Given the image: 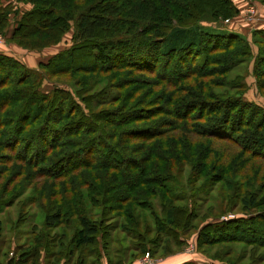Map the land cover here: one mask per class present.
<instances>
[{
	"label": "trees",
	"instance_id": "obj_1",
	"mask_svg": "<svg viewBox=\"0 0 264 264\" xmlns=\"http://www.w3.org/2000/svg\"><path fill=\"white\" fill-rule=\"evenodd\" d=\"M192 1L194 2L186 6L179 2V0H167V5L164 7L160 6V2H158V5L156 4V9H154L153 16V22L156 25L154 28H151V31L154 29V35L159 39L150 42L149 38L140 36L139 43L132 41L137 39V37H134L133 33L135 32L131 26L125 28V33L129 32V35H124L125 37H116L111 34L110 31L114 28L115 18H119L123 10L122 4L116 0H104L92 3L84 10L78 12L76 16L71 14V12L63 15L54 12L55 2H49L48 0L40 4L39 2H34V6L21 15L16 26L9 30V32L10 18L12 14L16 15L18 11H10V7H8L9 4L0 6V21L3 23L0 32L6 35L9 34L10 36L8 37L11 40H15L20 45L32 50L42 49L44 46L51 45L53 42V44L60 43L65 33L70 29L69 23L75 18V20H73L75 21V29L72 36V46L55 53L48 58L47 61L40 62L37 68L28 66L14 56L0 52V132L4 131L3 128L6 125L14 122L15 125L12 129L14 131L13 134H16L18 137L22 135L23 137L30 131L28 135L35 136L37 131L28 129L32 126V121L40 119V122H44V124L46 122L44 125L45 132L38 134V138L41 139L40 141L43 140V137L48 139V137L54 134L56 137L54 138L52 136L51 138L53 143L46 153L50 154L60 141L56 133L59 132L64 134L59 130L62 128L69 130L68 127L72 126L75 131L68 133V136L74 135L77 138L66 143L74 144L75 148L68 151L65 157L60 158L58 160L59 164L63 160L66 161L68 155L71 154V157H74L85 150L86 144L82 143L79 138V135L84 133V126V128H87V133L92 134L96 132L95 143H99V145L109 139L115 140L116 143L112 142L110 144V148L114 154V157L113 155L111 157L120 165L114 166L112 163L106 165L101 162L100 166H102L101 168L105 172L99 176L98 182L91 183H97V188L93 187L92 190H73L74 194L66 190V192L68 191L70 193V201H67V194L64 196V193H66L65 190H61V192H59L60 190L57 191V195L55 194L56 198L51 200V204L48 206L49 208L45 209L43 227L41 229L37 227L34 229L33 233H35L36 237L33 238L34 243L32 248L27 250L20 248L21 253H17L15 255L16 257L10 258L7 264H26L31 259H39L40 257L46 260L51 258L54 261L58 255L64 254L60 251L49 252L54 238L60 236L57 234L58 232L54 233V231L60 229L64 223H70V219L74 215L78 217V226H68L73 230L71 241L74 247L72 248L76 249L77 252L81 251V253L88 248H92L93 254L96 253L101 264H105L103 262V256H107L108 258L111 252H114L111 247V233L112 230L117 228H120L121 231L125 233L126 237L123 239L121 237L120 239L113 238V242L117 240L119 243V249L116 250V253H126V251L131 249V251L141 252L142 254L147 252L152 254L148 244L150 241L148 239V233H150L149 229L151 226H149L147 220V222L144 220L142 221V215L138 212V209L148 210L151 212L152 217L157 218L154 206L152 203H149L153 198H159L160 201H163L160 206H162L164 210L165 218L164 221L157 222L159 230L161 231L160 232L158 229L156 230L159 235L162 234L167 237H172L173 239L178 238V241L182 242L185 240L182 234L179 233L182 228H191L194 218L196 219L202 216L201 212H197L199 209L198 205L193 204V201H197V196L200 195L201 192H195L188 199V194L186 191L182 190L181 181L179 178L177 180L172 174L174 166L176 162H178L179 148L175 143L176 137L178 136H176V134L170 136V132H163V128H158L157 126L159 121L157 124L154 121L156 117L159 118L160 114L166 113L160 106L161 104H150L149 106H145L146 100H142L141 104L137 105L138 102H136L134 108H130L129 110H125V108H122L123 106L116 108L113 101H119L121 94L116 98L115 95L111 96V94L106 93L109 89L113 88L112 85H105L98 92L87 95H82L79 89L75 92L72 90L70 91V89H62L59 86H55L52 91L45 92L41 90V86L45 77L49 78L46 74L50 73V71L52 73L55 72V74L59 76L66 75L71 71L84 73L101 72L108 74L120 72L129 67V63L120 65L115 64L113 57L115 58L116 55H120V51H132V48H134V50L129 53L133 56V59L136 57L133 62L143 63L144 65H154L157 62L159 63L161 59L162 61L166 60V63H168L173 56L183 53L181 57H189L190 60L189 63L188 60L185 61L186 68H183V70H191V74L187 73L189 74L188 77H191V75L196 73L199 75L198 72H193V65H195L197 61L196 59L193 60L192 57L200 55V51L203 49L202 47L204 45V47H206V52L210 49H213V52H217L218 49L214 48L222 45L228 47L230 41L241 40V44H244V47L242 49L234 48L233 55L235 58L228 61L222 68L216 69L212 67L211 65H213V62H208L210 57H205L200 64L201 68H203V72L199 75L203 76L201 78L202 82L195 81L194 85L199 83V86L193 87L191 93L193 99L189 101L183 100L185 102L181 105L188 110H193L197 107H202L205 103L213 104L219 102L220 107H224L223 115L231 108V110L227 112L229 118L225 121V125L220 123L221 119H216L212 122L213 124L211 123L207 126L213 132L210 133L208 129V135L219 139L234 141L236 137L241 135L239 133L242 131L240 128H236L237 123L241 125L243 129L246 128L245 132L247 129H252L251 135L246 138V143H254L255 145L256 149H253L255 152L252 153L254 155L253 160L255 161L257 158L263 157L254 153L258 151L262 153V151H264V107L246 99L245 77L238 76L233 80L217 79L216 82H213L214 86L224 88L223 92H219V94L212 92L210 95L208 93L209 91L205 90L210 83H212V81H208L210 74H215L218 77L226 74L234 66L249 59L251 50L247 41H243V36L237 32L228 30L224 32L223 30L216 31L212 28L202 26L201 23L203 21H215L218 20L219 17H233L239 10L231 0ZM159 8H164L170 14L168 16H161L160 18L158 13L160 11ZM256 33H260L264 36V29ZM35 34L38 35L37 42L34 43L35 45L25 42L26 37ZM51 36H54L52 41H50L51 38H53ZM47 37H49L50 40H47ZM145 40H147V42H145ZM132 42H134L136 46H134ZM143 44L149 48L157 44V54L152 61L153 63H147L149 60L146 51L148 50L143 48ZM136 47L139 49H136ZM263 47L259 45L256 66L258 65V61L261 62V65L264 64ZM75 51H77L76 55L74 54ZM74 55L78 58L74 57ZM69 58L74 59V61L78 59V64L81 65L80 69H77L75 66H62L61 64L55 68L56 70L52 68V62L55 63V61L58 60L60 63V61ZM180 59L182 60L183 58ZM180 59L178 64L182 66ZM72 61L73 60H71V62ZM139 69L141 70L142 67ZM155 69L153 71H155ZM178 70H180V68H178ZM172 75L173 74L167 75V81L170 84H176L182 80L181 77L174 78ZM258 77L264 78V68L258 73L257 78ZM96 78L98 79L97 83H99V81L103 82L102 78ZM259 78L257 81L262 91V89H264V82L260 81ZM108 79L110 78H106L104 82H109ZM122 81L124 80L122 79ZM114 86L116 87V85ZM228 89L231 91H228ZM156 95H159V93ZM169 97H171L169 101H174L172 94H170ZM10 98L14 99L10 101ZM14 101L20 102L14 115L12 116V113H5L6 117L4 118L6 107ZM65 101L69 103H65ZM71 102L74 105L73 111H78L75 117L71 115L73 112L70 111L71 107L69 105H71ZM108 104L110 105L109 107L107 106ZM100 105H104V107L99 108ZM225 106L227 109L226 111ZM176 113L175 117L178 119L177 123H182L183 121L192 123L193 120H203L206 117L204 115L199 116L190 114V112H184L182 114L179 112ZM230 119L232 121H230ZM55 122L59 124L62 123V126H60L61 128L58 129ZM135 122H140L142 124L132 126ZM219 125H222L223 129H220L218 132L217 129ZM232 132H236L237 134L235 136H230L229 133ZM197 136L199 135H189L192 140L191 143L183 141L188 143L182 145V149L186 151L187 156L181 163L193 165L194 159L192 153L195 151L196 154L197 151H201L198 149L200 144L195 145L194 143L196 141L193 142ZM16 139L18 143L20 140L19 138ZM128 140L146 141L147 145H149L147 151L139 158H133V156L128 155V153H135L138 149L131 148ZM108 143L110 142H105L104 145L106 144L108 146ZM237 145L249 149V147L243 145V142L237 141ZM140 150H143V148H140ZM47 157H44V159H47ZM198 159L199 157L197 156V162H199ZM152 161L155 163L158 170L154 173L151 172L152 167L150 164ZM200 161V163H202L200 165H203L204 159ZM93 163L95 162H92V164ZM65 167H67L66 164ZM86 167L92 168L93 165L83 164L73 167L60 177L66 178L69 173H77ZM4 171L5 170L0 169V179L1 173H4ZM203 172L204 169L199 170V174ZM239 177L243 182L246 180L247 176L246 174H242L239 175ZM222 180V178L219 179V181ZM263 182L264 180H262V183ZM250 183L251 178L247 179L245 182L246 185ZM86 185L89 186L90 183L86 182ZM261 190H264V187ZM6 191L7 190H3V192ZM211 191L212 190H207L206 196L209 195ZM144 194L148 196L149 200L144 197ZM14 197L11 200H0V204L4 203L6 206H10L15 201ZM182 199H186L187 204L184 206H173L174 201ZM261 200L264 202V196L260 198L255 191L252 194L243 195L241 199L243 203L242 210L243 213L248 214V216H234L227 221L219 219L220 221L206 223L202 227L201 233H199L201 241L210 244L215 239L224 240V242L226 239L232 241L252 240L253 242L250 244L264 246V213L259 210L249 212V210L263 205V202H260ZM206 201H208V197ZM86 202L92 203L99 209L101 208V211H94V213H92L90 208L89 210L86 208ZM40 206L42 207L41 204ZM86 210L91 214L86 213ZM111 212L124 217L125 222L112 225V219L107 220L106 218V215ZM105 223L109 225L108 230ZM142 225L145 226L144 230L139 229ZM170 225L171 228H169ZM175 227L180 231L174 230ZM50 230L55 234L52 237H50L52 234ZM153 231L155 230L153 229ZM2 234L3 221L0 219V253L2 249ZM61 235L62 238H66L64 233ZM127 237L131 239V242L128 246H123ZM67 251L66 249L65 252ZM42 253H44V256H42ZM72 256L74 255L69 252V257ZM109 262L110 260L108 264ZM57 263L58 260L56 264ZM182 264L196 263L189 261Z\"/></svg>",
	"mask_w": 264,
	"mask_h": 264
},
{
	"label": "rangeland",
	"instance_id": "obj_2",
	"mask_svg": "<svg viewBox=\"0 0 264 264\" xmlns=\"http://www.w3.org/2000/svg\"><path fill=\"white\" fill-rule=\"evenodd\" d=\"M43 1L45 0H14L11 2L8 5V7H10V11L14 10L18 11V13L16 15L12 14L8 32L16 26L21 15L34 6V2H39L40 4ZM48 1L56 3L54 6V12L57 14L60 13L63 15L71 12V14L76 16L78 15V12L84 10L90 4L104 0ZM116 1L122 4L123 10L120 17L117 19L115 18L114 28L110 31L112 35H115L116 37H125V34L129 35V32L125 33V28L127 26H131L135 32L133 33L134 37H137V39L132 41L139 43L140 36L149 38L150 42L159 39L154 35V29L151 31V28H154L156 25L153 22L154 9H156V4L158 5V2H160V6L162 7L166 6L167 0ZM231 1L239 10L235 16L228 18L219 17L218 20L211 22L203 21L201 25L207 28H212L216 31L223 30V32L225 30L232 31L230 28L234 30L233 26H236L234 32L243 36V41H247L250 46L251 56L249 59H246L231 68L230 71L224 75L218 77L215 74H210L208 81H212V83H210L205 90L209 91L208 93L210 95L212 92L219 94V92H223L224 88L214 86L213 82H216L217 79L233 80L238 76H244L246 82V99L264 107V89L261 91L257 81L259 78H257L258 73L262 70V68H264V64L261 65V62L258 61V65L256 66V57L259 45L262 47L264 46V36L260 33H256L259 30L264 29V0H251V2L249 0ZM179 2L188 6L189 3L194 1L179 0ZM250 4L255 5L254 13L250 11L252 6ZM159 9L160 11L158 13L160 18L161 16H168L170 14L164 8ZM73 20H75V18L69 23L70 29L65 33L60 43L53 44V42L51 45H46L42 49L32 50L28 47H24L15 40H11L8 37L10 36L9 34L6 35L5 33L0 32V36L2 35L5 40L0 43V49L3 47L0 51H6L7 53L10 52L13 55L20 53L17 56H21V59L24 58V56H27V60H29L28 64H30V62H34V58L36 57L47 61V59L55 53L72 46V36L75 29V21ZM2 25L3 23L0 21V29ZM37 36V34L28 36L25 38V42L28 44H34L37 42ZM51 37H53L51 40L49 37H47V40L52 41L54 36ZM145 42H147V40H145ZM132 43L136 46L134 42ZM241 43V40H232L228 43V47L222 45L220 46L222 48H214L218 49L217 52H213V49L206 52V47H204V45L202 47L203 49L200 51V55L192 57L193 60L196 59L197 61L195 65H193V72H198L199 75L203 72V68H201L200 64L205 57H210L208 62H213V65H211L212 67H215L216 69L222 68L228 61L235 58L233 55L234 48L242 49L244 47V44ZM143 46L145 50H148L146 51L148 53L147 55L149 60L147 63H153L152 61L157 54V44L150 46V48L144 44ZM136 49L139 48L136 47ZM133 50L134 48H132V51ZM132 51H120L121 54L118 53L120 55H116L115 58L113 57L115 64L120 65L129 63V67L120 72H112L111 74H108L101 72L84 73L71 71L66 75L59 76L56 75L55 72L52 73L50 71V73L46 74L49 78L45 77L41 90L49 92L52 91L55 86H59L62 89H70V91L72 90L75 92L79 89L82 95H87L98 92L105 85H112L113 88L109 89L106 93L111 94V96L115 95L116 98L121 94L120 100L118 99L119 101H113L116 108L123 106L122 108L129 110L130 108H134L136 102H138L137 105H139L142 100H146L145 106H149L150 104H161L160 106L165 110L166 113L160 114L159 118L156 117L154 121L156 124L159 121L157 126L158 128H163V132H170V136L173 134L178 136L175 141L177 147L179 148L178 162H176L172 174L177 178V180L179 178L181 181V187H183L182 190L186 191L188 199L195 192H201V194L197 196V201H193V204L198 205L199 209L197 212H201L202 216L196 219L194 218L192 221L193 228H182L180 231L179 229H176L177 227H175L174 230L180 231L179 233L182 234L183 238H185V240L181 242L178 241V238L173 239L172 237H167L162 234L159 235L156 231L157 229L159 230L157 222L164 221L165 218L164 210L162 209V206H160L163 201H160L159 198H153L149 201V203H152L154 206L157 218L152 217L150 211L141 210L139 208L138 212L142 215V221H148L149 226H151L149 229L150 233H148V239L150 240L148 244L152 254L149 252L147 253L150 254V257L154 262L157 259H169L170 257L183 255L186 256L185 258H192L196 264H264V246H257L256 244L252 245L250 244L253 242L252 240L232 241L226 239L224 242V240L215 239L213 242L208 244L205 242L203 243L199 236L202 227L208 222L220 220L227 221L234 216H248V214L243 213L242 210L243 203L241 199L243 195L252 194L255 191L260 198L264 196V190H261L264 187V182L262 183V180H264V151H262V153L261 151H258L259 153H254L263 156L254 161V155L252 153L255 152L253 151V149H256L255 145L254 143H246V138L251 135L252 129H247L245 132L246 128L243 129L241 125L236 123V128H240L242 131L239 133L241 135L236 137L235 140L240 141L241 143L243 142V145L249 147V149L238 146L237 141L235 140L233 141L211 137V135H208L209 131L210 133L213 132L207 126H209V124L216 119H221L220 123L225 125V121L229 118V114L227 116V112H229L231 108L228 111L225 106V111H227L225 112V115H223L224 107H220L219 102L213 104L205 103L202 107H197L193 110H188L181 105L185 102L183 100L189 101L193 99L191 96L193 87L199 86V83L196 85H194V83L195 81L202 82L201 78L203 77L197 75V73L188 77L192 71L183 70V68H186L185 61L188 60V63L190 62L189 57H181V55H183V53H181L180 55L173 56L168 63H166V60L162 61L161 59L159 63L157 62L154 65H144L143 63L133 62L136 57L133 59V56L129 54ZM74 54L76 55L77 51H75ZM75 55L74 57H77ZM180 58L183 59L181 60ZM179 59L182 62V66L178 64ZM71 60L73 61L71 62ZM59 64L62 66H75L77 69H80L81 66L78 64V59L77 61H74V59L69 58L64 61H60V63L58 60H56L55 63L52 62V68L56 70L55 68H57ZM38 66H36V68ZM141 67L142 69L140 70L139 68ZM178 68H180V70H178ZM154 69L155 71H153ZM166 74H173L172 77H181L182 80L179 83L170 84L167 81L168 78ZM184 74L187 75L183 76ZM96 77L102 78L103 82L99 81V83H97L98 79ZM106 78H110L108 79L109 82H104ZM122 79L124 81H122ZM259 79L264 82V78L261 77ZM114 85H116V87ZM228 91L231 90L228 89ZM158 93L159 95H156ZM170 94H172L174 101H169V99H171V97H169ZM13 99L14 98H10V101ZM65 103L69 102L65 101ZM18 104H20V102L14 101L6 107L4 111V118L6 117L5 113H12L11 115L13 116L15 110L19 106ZM70 104V111H73L74 105L72 102ZM107 106L109 107L110 105L108 104ZM101 107H104V105L99 106V108ZM176 112H179L180 114L190 112V114L199 116L204 115L206 117L203 120H193L192 123L185 121L177 123L178 119L175 117L177 114ZM77 114L78 111L74 110L71 115L72 117H75ZM231 119L230 121H232ZM45 124L44 122H40V119L31 122L32 126L28 130L37 131L35 136L28 135L30 131H28L23 137L22 135L21 137H18L16 134H13L14 131L12 129L15 125L14 122L6 125L3 128L4 131L0 132V169L5 170L4 173H1L0 200H11L15 196V201L10 206H6L4 203L0 204V219L3 221L0 264H7L10 258L16 257L15 255L17 253L20 254V248H23V250L32 248L34 243L33 238L36 237L35 233H33L34 229L36 227L39 229L43 227L45 209L49 208L48 206L51 204V200L56 198L55 194L57 195V191L60 190L59 192H61V190H65L66 192V190H69L71 194H74L73 190H92L93 187L97 188V183H91L98 182L99 176L105 172L101 168L102 166H100V163L102 162L106 165L112 163L114 166L119 165V163L115 162V159L113 160L111 157L112 155L114 157V154L112 153L110 144L112 142L116 143L115 140L109 139L104 141V143L110 142L108 143V146L106 144L104 145V143L99 145V143H95L96 132L92 134L87 133V128H84V126V133H81L79 138L82 143L86 144L85 150L82 151L81 154L74 157H71V154L68 155L66 161L63 160L58 164V160L60 158L65 157L68 151L75 148L74 144L66 143L77 138L74 135V137L72 135L68 136V133L74 132L75 129L72 126L68 127L70 131L64 128L60 129L59 131H62L64 134L59 132L56 133L58 140H60L58 145L53 152L46 154L48 148L53 143L51 139L52 136L54 138L56 137L54 134L48 137V139L43 137V140L40 141L41 139L38 138V134L45 132ZM133 124L134 125L132 126H137L142 123L135 122ZM55 125L59 129L61 128L60 126H62V123L59 124L58 122H55ZM222 127V125H219L217 129L218 132L220 129H223ZM194 134L199 135L193 140V142L196 141L194 143L195 145L200 144L199 147H197L201 151H197L196 154L195 151L192 153V157L194 159L193 165L183 164L181 162L184 158H186L187 153L182 149V145L188 144L183 141L191 143L192 140L189 135ZM229 134L230 136H235L237 133L232 132ZM16 138H19L20 140L18 143ZM128 141L130 142L129 145L131 148L138 149L135 153H128V155L133 156V158H139L147 151L149 146L146 141L142 140ZM140 148H143V150H140ZM197 156L199 157V162L196 161ZM44 157H47V159H44ZM202 159H204L203 165H200L202 164L200 163V160ZM92 162L95 163L92 164ZM65 164L67 167H65ZM83 164H90L93 165V167H86L77 173H69L66 178L60 177L66 174L69 169ZM150 165L152 167L151 172L154 173L158 171L153 161ZM203 169L204 172L199 174V170ZM242 174H246V180L251 178L250 184L246 185V180L242 182V179L239 177V175ZM221 178L223 180L219 181ZM86 182L90 183V185L87 186ZM3 190L7 191L3 192ZM207 190L212 191L206 196ZM65 194H67V201H70V193L67 191L64 193V196ZM144 197L148 199L146 194H144ZM207 197L208 201H206ZM260 202H263V200ZM86 204V208L88 210L90 208L92 213H94V211H101V208L99 209L92 203L86 202ZM185 204H187V200L182 199L174 201L173 206H184ZM258 210L264 213V202L263 205L255 207L249 210V212ZM86 213H88L87 210ZM108 214L106 215V218L107 220L112 219V225L115 223L120 224V222H125V218L116 213L111 212ZM105 225L108 230L109 225H107V223H105ZM68 226H78V217L76 215L70 219V223H64L60 229L54 231V233L58 232L57 234L60 236L58 238H54V242L52 243V247L49 251L50 253L60 251L64 254L58 255L54 261L51 258L46 260L45 258L40 257L39 259H31L26 264H56L57 260V264H101L96 256V253L93 254L92 248H88L86 251L84 250L83 253H81V251L77 252L76 249L72 248L74 247V244L71 241L73 230ZM169 228H171V225ZM139 229L144 230L145 226L142 225ZM153 229L155 231H153ZM50 232L52 233L50 237L55 235L51 230ZM63 233L66 238H62L61 234ZM111 234V247L114 252H111L108 258L107 256H103V262L105 264H108L109 260V264H134L136 261H138L139 264L145 263L143 260H145L147 253L142 254L141 252L131 251V249H127L128 251H126V253H116V250L119 249V243L117 240L115 242H113V240L115 238L120 239V237L123 239L126 235L120 228L112 230ZM130 242L131 239L127 237L124 244H122L123 246H128ZM66 249L68 250L67 252H65ZM69 252H71L74 256L69 257ZM42 256H44V253H42Z\"/></svg>",
	"mask_w": 264,
	"mask_h": 264
},
{
	"label": "crops",
	"instance_id": "obj_3",
	"mask_svg": "<svg viewBox=\"0 0 264 264\" xmlns=\"http://www.w3.org/2000/svg\"><path fill=\"white\" fill-rule=\"evenodd\" d=\"M14 0H0V6H6V5H8V4H10L11 2H13ZM233 28H234V30H235V28H236V26H233ZM232 31H234L232 28H230ZM3 49V47H1V49L0 50H2ZM0 52H3V51H0ZM3 53H6V54H9V55H11V56H14V57H16L17 59H19V60H21V61H23L24 63H26L28 66H30V67H35L36 68V66H38L39 65V63L40 62H43V61H45V60H43V59H40V58H38V57H36V58H34L35 59V61L34 62H30V64H28V61L29 60H27V56H24V58H22V59H24V60H22L20 57H18L17 55L18 54H20V53H18V54H16V55H13L12 53H10V52H6V51H4ZM186 256H183V255H180V256H174V257H170L169 259H157L153 264H182V263H184V262H189V261H193L192 260V258H185ZM189 257V256H188ZM194 262V261H193ZM134 264H139L138 263V261H136Z\"/></svg>",
	"mask_w": 264,
	"mask_h": 264
},
{
	"label": "built area",
	"instance_id": "obj_4",
	"mask_svg": "<svg viewBox=\"0 0 264 264\" xmlns=\"http://www.w3.org/2000/svg\"><path fill=\"white\" fill-rule=\"evenodd\" d=\"M249 1L251 2V0H249ZM250 5H252L250 8V11L254 13L255 12V5H253V4H250ZM227 22H228V20H227ZM3 41H5V40H4L3 36L1 35L0 36V43H2ZM143 262H145L143 264H153L154 263V261L150 257L149 253L146 254L145 260H143Z\"/></svg>",
	"mask_w": 264,
	"mask_h": 264
}]
</instances>
